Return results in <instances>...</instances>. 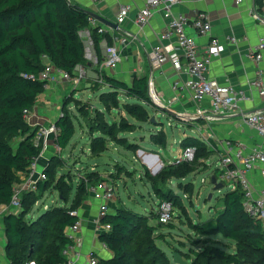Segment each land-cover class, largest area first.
<instances>
[{"label":"trees","instance_id":"trees-1","mask_svg":"<svg viewBox=\"0 0 264 264\" xmlns=\"http://www.w3.org/2000/svg\"><path fill=\"white\" fill-rule=\"evenodd\" d=\"M86 9L70 0H0V205L10 204L15 183L20 181L19 171H27L32 159L39 155L40 145L35 143L37 127L27 121L25 109H33L39 96L46 90V81L39 74L44 68L46 57L57 68L75 75L77 64H85V43L79 34L84 27L91 29L95 49L101 59L99 26H93ZM109 90L99 94L107 108L124 107L129 115L139 122L150 119L147 106L157 107L149 95L148 74L135 75L131 82L109 74H103ZM121 94L129 100L121 102ZM58 128L55 142L66 148L74 136L75 125L71 115L62 113L56 119ZM136 123L123 118L113 121L105 132L119 144H125L121 131H133ZM34 130V131H33ZM96 131V130H95ZM13 137H20L14 148ZM185 140L187 145L196 146L197 156L209 158L211 149L202 144L199 137ZM166 145L165 132L155 140ZM189 141L188 143H186ZM103 134H93L91 150L99 153L106 149ZM208 168L207 161H185L171 165L168 176L178 178ZM47 179L38 182V190L46 187L59 189L60 196L69 198L75 188L70 207L55 206L32 222L24 220L28 212L26 203L35 191H24L21 195L19 213L5 216L7 256L12 264H63L66 256L63 249L71 242L66 228L79 219V211L89 193V185L98 180H80L76 186L66 184L65 175L55 178L50 166L45 168ZM146 175L154 189L159 178L165 174ZM91 180V181H90ZM65 186H68L65 188ZM161 200L169 199L180 203L174 194L159 193ZM222 206L210 225L192 223V227L204 243V248L195 250L189 264H264V225L261 220L250 216L244 209V193L237 186L222 197ZM111 210L102 222L111 223V229L102 231L100 239L113 251L110 259L99 260L98 264H177L158 247L154 235L157 226L148 223V216L125 205ZM221 234L226 240L211 236ZM183 255L180 248H174Z\"/></svg>","mask_w":264,"mask_h":264},{"label":"rangeland","instance_id":"rangeland-1","mask_svg":"<svg viewBox=\"0 0 264 264\" xmlns=\"http://www.w3.org/2000/svg\"><path fill=\"white\" fill-rule=\"evenodd\" d=\"M103 73L111 75L105 70ZM102 85V82H94L93 88L98 90L102 88ZM83 89V87L79 88V85L61 78L59 74H55L52 85L50 84L39 96L40 108L37 110L44 111L42 114H46L44 116L48 117L47 122L55 121L59 115L67 113L71 115L75 125L74 136L66 148L61 149L56 145L54 139H51L46 146L40 145L39 155L42 166H50L54 169L56 179L64 174L66 184L73 186L86 177L92 181L101 179L110 181L116 192V198L111 203V210L115 211L119 206L125 205L145 214L148 216V223L157 226L154 235H162L156 240L157 246L164 249L172 260L173 249L180 248L183 251V257L191 262L195 256V250L200 251L205 246V242L201 240L205 236H200L191 224L210 226L222 206L221 197L234 188L232 185L224 183L223 188L215 190L210 183V175L218 166L219 154L217 155V152L222 151L218 146L229 138L219 137L210 123L199 121V119L181 120L167 114L159 107L147 106L150 119L139 122L129 115L123 106L118 109H107L99 99L101 92L94 98V96L87 95L88 93H83ZM77 91L80 92L77 93ZM149 95L154 100L150 89ZM120 98L122 103L129 100L123 94ZM163 105L178 111L176 100L173 98H166ZM123 118L136 123V128L133 131L119 132L118 136H125L126 139L125 144H119L104 130L113 121H120ZM31 126L34 127V125ZM161 132H165L166 135L165 146H161L155 141ZM208 132L212 134L210 139L213 140V147L209 148L204 141L199 140L208 149H211L209 158L205 159L204 155L197 156V152L193 158L195 160L197 157L199 161L206 160L208 168L202 166L201 170L182 178L168 176L166 170H169L171 165H177L172 161L182 153L185 145L183 142L198 135L206 139L204 137L209 136ZM93 134H103L106 138V149L99 153H94L91 150ZM19 140L20 137L12 138L14 148ZM150 158L153 163L149 165ZM42 166L39 165V169ZM147 170L153 176L159 173L165 174L157 181L160 192L154 189L152 181L148 179ZM67 187L65 186V188ZM163 192L174 194L176 195L174 197L180 200V203L171 200L174 218L167 222L161 220L158 213V203L161 200L159 193ZM74 195L75 188L72 189L69 198L64 199L60 196L59 189L51 186L45 189L41 188L40 191H35L28 198L25 205L28 212L23 218L27 222H32L55 206L70 207ZM89 197L90 194L86 200ZM143 210L146 211L143 212ZM211 236L226 240L221 234H212ZM99 240L100 248L98 251L95 250L96 255L99 260L110 259L113 251L104 241L100 238Z\"/></svg>","mask_w":264,"mask_h":264},{"label":"built area","instance_id":"built-area-1","mask_svg":"<svg viewBox=\"0 0 264 264\" xmlns=\"http://www.w3.org/2000/svg\"><path fill=\"white\" fill-rule=\"evenodd\" d=\"M188 0H145L143 6L135 17L136 24L143 28L150 23V20L156 13H161L167 21L166 28L158 33V40L152 50L147 51L151 57L153 67H161L170 63L179 73L185 74L186 79L177 78L173 82L174 90H187L196 104L193 111L186 110L180 112L186 119L214 120L225 112L237 111L241 104L250 99L243 88H236L231 84H224L218 78L211 76L209 72L210 64L214 57L219 56L228 42H237L235 35H227L225 38L212 35V24L209 16L204 11H197L195 16H188L180 13L175 14V7ZM199 2L204 0H189ZM240 1V0H238ZM131 5L123 3L118 9L117 18L123 22L129 15ZM254 16L259 18L257 12ZM92 25L95 18L89 16ZM104 26H99L98 32L104 33ZM85 43V58L98 67L114 70L122 61L121 46L128 43L127 37L134 34H127L118 38L119 43L107 44L104 49V58L100 59L95 49L94 38L89 27H84L79 31ZM198 37L207 39V43L202 46L198 42ZM251 56L257 62L264 59V37H260L257 45L253 49ZM102 68V71H103ZM55 74H59L63 79L70 80L73 83H79L85 74V65L79 63L75 67V75L57 68L46 57L44 68L39 77L46 81V89L55 79ZM103 74L98 75V81L103 82ZM154 85V80H149V89ZM249 87L256 89L261 97L264 98V70L260 67L256 70V77L249 80ZM152 93V92H151ZM154 102H156L154 100ZM157 103V102H156ZM159 104V103H158ZM163 105V104H160ZM165 106V105H164ZM33 109H25L26 118H28ZM245 123L252 128L259 136V140L248 150L242 143L232 144V140L227 139L221 144L220 152L215 171L210 175H215L218 181L228 183L233 187L239 186L244 193V209L250 215L261 220L264 225V186L257 187L252 182L250 173L254 169L260 170L264 178V107L256 108L242 112ZM57 128L55 123L40 126L35 134V143L46 146L49 144L51 136L55 135ZM209 137V138H208ZM202 141L210 148L213 147L211 134ZM220 150V149H219ZM196 152V146L188 145L183 148L182 153L175 157L173 164H179L185 161H192ZM40 155L34 157L25 171L23 180L15 183L10 206L20 208L21 195L24 191H37L39 180L47 179L45 168L40 165ZM204 180V179H203ZM89 193L100 202L99 216L97 224L99 232L111 229V223L103 222V218L111 211V203L115 199L116 192L113 184L101 179L94 184L89 185ZM70 213L77 214V210H71ZM158 213L161 220L170 221L174 218L172 201L169 199L159 200ZM101 220V221H100ZM81 229V219L79 217L72 225L65 230L71 242L63 249L66 261L63 264H76L82 258L80 246L82 240L78 236ZM89 264H98L99 258L94 251L87 255ZM28 264H35L30 261Z\"/></svg>","mask_w":264,"mask_h":264},{"label":"crops","instance_id":"crops-1","mask_svg":"<svg viewBox=\"0 0 264 264\" xmlns=\"http://www.w3.org/2000/svg\"><path fill=\"white\" fill-rule=\"evenodd\" d=\"M70 1L79 4L87 10L96 12L118 25L115 27L109 26L97 19L95 20L93 26L101 24L106 29L104 33H101L100 39L101 60L104 58V49L107 44L119 43L118 38L129 33L137 36V38L128 36V43L125 46L119 43L122 50V61L114 70L98 67L89 60L85 61V74L79 83H74L75 85H79V88H84L82 90L83 93H88L87 95L94 96L95 98L98 93L107 91L105 89L109 90V85H106L104 80L102 88L98 90L93 88V83L99 82L97 79L98 75L100 73L104 74V70L127 82H131L135 75L148 74L149 80H154L151 92L156 102L163 104L166 98H173L176 100L177 112H184L187 109L193 111L196 108V104L192 100L189 91H178L173 88L174 80L177 78L185 80L186 75L179 73L170 63L164 64L161 67H153L151 57L149 58L144 48L145 46L148 51H151L158 40V33L166 28L167 21L161 13H156L150 20V23L141 28L136 24L135 17L138 11L145 6V0ZM123 3L130 4L131 10L128 17L123 22H119L117 18L118 9ZM174 11L176 15L182 13L188 16H195L197 11H204L208 14L211 21L212 35L222 39L227 35H235L237 37V42H228L225 50L219 56L213 58L209 72L211 76L218 78L224 84L243 88L250 99L242 103L237 111L222 113L221 116L214 120L202 118L199 121L210 123L219 137L231 139L233 145L242 143L249 150L259 140V136L245 123L242 112L264 107V98L259 95L256 89L249 87V80L256 77L257 68L260 67L264 70V59L257 62L251 56L260 37H264V0H204L199 2L188 0L178 4ZM254 12L258 13L259 18L254 16ZM198 42L204 46L207 43V39L198 37ZM68 81L72 83V81ZM38 108L40 106L37 100L33 111L27 118L30 125L39 128L42 125L56 124V119L59 116L55 121L47 122L48 117L44 116L46 114H42L44 113L43 110H37ZM208 133L211 134V132ZM56 134L52 135L51 139L55 140ZM197 137L200 139L199 135ZM218 147H221V145ZM148 163L149 165L152 164L153 160L150 158V162ZM40 165L42 166L41 162ZM43 167L46 168L45 166ZM19 174L20 180H23L25 172L19 171ZM250 176L255 186L261 187L264 185V178L260 170H252ZM99 207L100 202L90 195L79 208L81 229L78 232V236L82 240V245L80 246L82 258L76 264H89L86 256L87 253L90 251L95 252V250L98 251L100 248V232L98 230L99 225L97 224ZM20 210L21 208H13L8 204L0 205V264H12L6 252L5 216L10 212L17 214ZM145 211L143 210V212ZM147 211H150V209H147Z\"/></svg>","mask_w":264,"mask_h":264},{"label":"water","instance_id":"water-1","mask_svg":"<svg viewBox=\"0 0 264 264\" xmlns=\"http://www.w3.org/2000/svg\"><path fill=\"white\" fill-rule=\"evenodd\" d=\"M86 12L94 17L95 19L99 20L101 23H105L109 26H118L117 24H115L113 21L99 15L98 13L96 12H93L91 10H87L86 9ZM154 101V100H153ZM156 106L159 107L162 111L166 112L167 114L169 115H172L178 119H181V120H186V117L185 115H182L180 112H177V111H174V110H171L169 109L168 107L164 106V105H160L158 103H156ZM152 120H154V118H152ZM34 131V130H33ZM210 183L213 185L214 189L215 190H220L221 188L224 187V183L221 182V181H218L217 180V177L215 175H212L211 178H210ZM173 261L177 264H189V262L183 257V255L179 252V251H174L173 252Z\"/></svg>","mask_w":264,"mask_h":264},{"label":"bare ground","instance_id":"bare-ground-1","mask_svg":"<svg viewBox=\"0 0 264 264\" xmlns=\"http://www.w3.org/2000/svg\"><path fill=\"white\" fill-rule=\"evenodd\" d=\"M56 125V124H55ZM56 128H57V126H56ZM57 131H58V128H57ZM57 133V132H56ZM56 133H54V134H56ZM264 186V185H263ZM235 188V187H234ZM9 206H10V204H8ZM21 208V207H20ZM20 208H18V209H20Z\"/></svg>","mask_w":264,"mask_h":264}]
</instances>
